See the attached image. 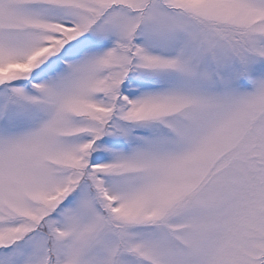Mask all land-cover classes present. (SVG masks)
Masks as SVG:
<instances>
[{"label": "snow or ice", "instance_id": "obj_1", "mask_svg": "<svg viewBox=\"0 0 264 264\" xmlns=\"http://www.w3.org/2000/svg\"><path fill=\"white\" fill-rule=\"evenodd\" d=\"M0 264H264V0H0Z\"/></svg>", "mask_w": 264, "mask_h": 264}]
</instances>
